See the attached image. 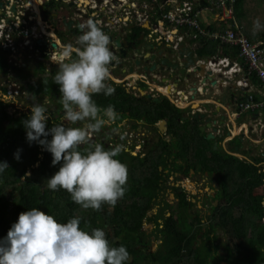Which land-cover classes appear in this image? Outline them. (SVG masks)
Masks as SVG:
<instances>
[{"label":"flooded vegetation","instance_id":"af4514ba","mask_svg":"<svg viewBox=\"0 0 264 264\" xmlns=\"http://www.w3.org/2000/svg\"><path fill=\"white\" fill-rule=\"evenodd\" d=\"M144 2L138 0L133 8L131 0H118L115 5L108 4L107 0H0V34L5 38L8 33L14 45L12 52L0 47L5 51L1 58L7 62L4 68H0V98L7 100L2 101L12 113L29 112L32 103H42L48 109L49 117L54 114L61 120L59 101L53 98L50 103L46 99L49 93L60 96L59 90L50 88L46 94L35 93L29 90V86H38L45 77H53L59 62L69 59L64 56L65 45L74 44L76 37L83 31L78 28V24L82 27L87 21L96 20L98 27L108 29L106 35L113 38L109 46L114 50V58L109 64L110 79L107 82L113 88H123L129 99L132 96L136 101L131 102L126 97L122 104L116 106L115 103L111 104L110 99H102V102L97 98L101 107L112 105L119 119L98 132H91L92 140L105 147L120 146L118 158L124 161L128 174L136 169L135 174L145 177V180L152 179L154 165L162 161L158 165L161 175L158 193L152 196V208L147 218L156 217V220L162 221L164 218L158 216L161 211L165 217H188V223H197L195 231L200 243L202 233L214 223L215 231L210 235H221L219 239L224 244L221 248L225 256L228 245H235L230 239L233 218L241 220V236L245 233L250 236L260 224L264 227V171L256 168L257 171L252 169L251 173L249 166L255 165L254 160H250L252 147L245 151L242 159L244 161L247 158L248 167L240 163L237 156L240 144L232 133L226 131L221 136L219 132L209 138L206 123L201 125L198 119L201 113L196 117L190 105L185 108L189 111L188 115L178 117L174 124L169 118H164L166 121L163 118L148 121L146 114L157 112L153 102L160 95L157 93L155 96L144 87L143 76L150 79V72L146 73L141 65L130 70L132 64L136 65L132 56L140 49L147 30L128 14L133 13L134 9L143 11ZM13 4L15 12L11 10ZM111 5L112 12L108 9ZM77 10H81V13H76ZM66 13L68 17L63 21ZM83 15L88 18L85 19ZM118 18L120 21H116ZM127 72H136V76L123 80L128 76ZM114 78H120L121 82ZM186 95V91L181 92L184 98ZM20 104L27 111L17 110ZM187 120L195 124L198 122L197 126H193L195 130L190 128ZM172 193L173 198H170ZM183 199L187 203L185 211L181 207ZM164 201L169 206L163 209ZM216 209L224 221L222 227L215 226L216 222L212 218ZM154 229L155 225L145 232L150 235ZM199 241H195V244ZM200 243L197 245L200 246ZM258 247L264 251V246Z\"/></svg>","mask_w":264,"mask_h":264},{"label":"clouds","instance_id":"9594fccd","mask_svg":"<svg viewBox=\"0 0 264 264\" xmlns=\"http://www.w3.org/2000/svg\"><path fill=\"white\" fill-rule=\"evenodd\" d=\"M82 28L75 43L65 45L64 56L69 59L59 62L52 77L59 86L61 120L68 123L46 128L48 109L42 103H32L30 115L22 123L26 139L49 151L53 165L62 161L45 186L66 190L82 208L99 210L102 204L114 205L124 195L127 168L117 158L120 146L105 148L90 135L114 124L119 115L112 105L101 107L93 98L115 91L107 82L114 58L109 37L91 20ZM261 30L264 24L254 19L252 33ZM14 156L19 159V150ZM8 167L6 161H0V174ZM79 225L78 217L59 222L39 207L28 208L0 238V264H126L129 252L125 245L110 244L102 228Z\"/></svg>","mask_w":264,"mask_h":264},{"label":"trees","instance_id":"16d2710c","mask_svg":"<svg viewBox=\"0 0 264 264\" xmlns=\"http://www.w3.org/2000/svg\"><path fill=\"white\" fill-rule=\"evenodd\" d=\"M143 1L150 3L152 0ZM160 3L164 4L163 8L159 9L155 6L150 10L154 20L169 11L164 0H158L154 5ZM244 3L245 0H235L234 15L236 17H240ZM181 27L186 33L194 37L192 41L198 43L197 50L200 55H213L220 50L224 51L225 48L231 49L234 56L238 54L239 48L231 47L229 43L206 39L201 34L195 37L196 32L189 26ZM208 30L214 31L216 26H209ZM4 53V49L0 48V68L7 65L5 58H1ZM252 78L256 79L255 76ZM50 88L59 90V86L53 82L52 77H45L38 86H29V90L43 94H46ZM114 89V93L110 96L99 93L94 94L93 98L97 104V98L102 102L105 99H110L111 104L115 103L118 106L125 101L128 95L119 86L114 87ZM129 101L135 102L136 99L130 96ZM153 104L156 106L157 112H147L146 118L149 122L168 117L171 123H176L177 116L174 113L178 109L169 100L157 104L153 102ZM164 104H166L167 109ZM29 115L30 111L10 112L7 104L0 100V161H6L9 165L4 173L0 174V238L7 235L9 228L17 220L20 212L31 207H39L46 213L52 214L59 222H66L69 218L78 217L81 228H102L110 244L126 246L129 252V259L126 264H138L142 258L146 259L145 264H264V251L258 247L264 246V227L262 224L250 236H247L246 233L241 236L239 234L242 230L241 220L233 218L234 225L233 229L230 230V239L235 245H228V250L224 256L218 253L224 244L216 235H210L215 231L214 223L206 232L202 233L200 236L201 243L198 246L194 244L197 223H188V217H180L179 219H175L172 215L165 217L164 212L161 211L158 216L164 220L158 221L156 217L147 218L148 211L152 208V196L158 193L159 178H161L158 165L162 164V161L154 165L155 173L150 180H145V177L141 178V175L135 174L136 169L130 174L132 178L127 172L124 195L114 205L102 204L99 210L82 208L70 199V194L64 189L55 191L48 189L45 186V180L58 170L62 161L53 165L51 163L52 155L49 151L36 141L29 142L26 139V129L22 121ZM59 122L63 123L59 117L57 118L52 114L46 121V128ZM47 138L51 139L50 133ZM18 150L19 159L14 156ZM121 162L124 163V161ZM241 164L248 167L243 162ZM29 168H33V171L29 175H25ZM249 168L251 173L252 169L257 171L255 167L249 166ZM260 182L261 180L259 184ZM181 204L185 211L187 208L186 200L183 199ZM212 218L216 222L215 226L222 227L224 221L220 217L218 209L214 211ZM146 222L155 225V229L150 235L161 237L162 243L155 251H150L152 236L145 232L147 229ZM237 242L239 243L236 244Z\"/></svg>","mask_w":264,"mask_h":264},{"label":"crops","instance_id":"0c3cea01","mask_svg":"<svg viewBox=\"0 0 264 264\" xmlns=\"http://www.w3.org/2000/svg\"><path fill=\"white\" fill-rule=\"evenodd\" d=\"M137 1L138 0H131V5L134 8ZM164 1H166V6L169 7V11H174L175 8H177L183 2L181 0ZM217 1L218 0H200L198 2L199 4L194 5L198 8L197 18L200 25L204 29L208 30L209 26H216V30L214 31H224L228 28H235L237 31L245 34L253 42H264V30L258 31L255 34L252 33L253 20L249 21L250 15L248 14L246 7L241 9L240 17H236L234 15V19H229L226 17L225 12H222L221 9H218L216 6ZM107 2L108 4L113 3L115 5L118 0H107ZM161 6H164V4L160 3L158 8ZM108 9L110 12H112V5ZM255 15L260 19L261 23L264 24V10H260ZM132 17L136 18L138 20L137 22H140L142 26L146 27L147 36L145 37L143 43H146V41H154V44L161 43L162 46H165L168 43L174 44L177 38L182 37L186 43L195 46V53L199 54L197 50L198 43L196 41H192L194 40V37L186 33L181 26H176L162 17L156 18L155 21L152 18L150 9L145 11L143 10L141 12L137 11L136 15ZM117 20L120 21V18L116 19V21ZM203 36L206 39L216 40L205 35ZM230 46L237 47L236 45L232 44H230ZM202 56L203 59H207V68L210 65H213V58H217L219 60L227 59L235 68L233 73L230 74L225 81L220 82L219 93L216 97L204 95L192 98L191 95L193 92L190 90V87H188L185 89L187 92L186 96H188V99H186V97L184 98V96H181L180 90L182 87H179L178 89L180 90L178 91L173 87L172 83H161L163 77L161 78L156 73H151L149 75L150 79H147L145 77L146 75L143 76V81H145V89L152 92L155 96H157V93H159L158 95L160 96L159 98H156V101H154L155 104L163 103V101L169 100L174 106H176L178 111L174 114H176L177 118L182 117V115H188L189 111L188 109H185L188 105H190L189 108H191V112L193 114L196 113L197 116L199 113H201L200 116L204 114L203 117L201 116L198 119H200L201 125L206 123V129H209L208 133H210L208 135L209 138L215 137L216 133L219 132H221V136L226 131L232 133L233 136L238 139V144H240V147H243V150H239V153L237 154L241 160L240 163L243 162L247 165V158L244 161L242 159L245 157V151L250 150L252 147V159L250 160H254L255 165L250 167H255L257 169L259 168L260 170L264 171V108L259 110L241 111L237 107V102L241 100L243 101L245 98L248 99L249 94L255 96L256 99H264V83L258 79L254 80L251 77L247 80V70L245 69L246 62L241 56H239V50L238 54L235 56L232 54L231 49L227 50L226 48L224 51L220 50L216 54ZM127 74L128 76L123 80L131 78L132 76H136V72H127ZM155 76H157V78L154 79ZM114 80L121 82L120 78H114ZM237 80L243 81L244 84H237ZM129 82L132 83L133 80L130 79ZM199 88L201 90L202 87ZM164 106L166 108V104H164ZM165 118L168 119V117ZM208 118L210 119L208 120ZM163 120L166 121L164 118ZM187 121H189L187 123L189 124L190 128H193L194 125H198V122L195 124V122L192 123L193 121L191 120ZM193 129L195 130V128ZM170 198H173V193L171 194ZM168 206V203L164 201L163 208ZM147 223L149 222H146L145 225H147ZM149 224H151L152 228L153 224ZM155 238L160 239V246L162 243L161 237H152V239ZM195 241H199V238L194 240V244ZM198 243H200V241L197 242L196 245ZM221 250L222 248L219 249V255H224ZM145 263L146 259L142 258L138 264Z\"/></svg>","mask_w":264,"mask_h":264},{"label":"water","instance_id":"95a60500","mask_svg":"<svg viewBox=\"0 0 264 264\" xmlns=\"http://www.w3.org/2000/svg\"><path fill=\"white\" fill-rule=\"evenodd\" d=\"M102 1V0H99ZM15 5L13 4L11 10L15 12ZM76 13H81V10H77ZM68 14L64 15V20ZM85 19L87 15H83ZM98 26L96 20L93 21ZM78 28L84 30L79 24ZM105 34L108 29L100 28ZM39 31V30H37ZM109 37V43L113 41L112 36ZM118 43V40H116ZM177 41V40H176ZM154 41L142 43L140 49L132 56L136 65L132 64L130 70H133L135 66H140L147 73H156L162 78L161 83H172L173 87L178 90L179 87H190L192 98L197 96H204L211 93L216 97L219 93V84L225 81L229 77L226 70H229L232 64L224 66L219 62V59L213 58V65L207 68V59H203V56L195 53V46L189 45L184 39L178 40L177 45L168 43L165 46L160 44H154ZM110 50L114 54V50L109 46ZM60 57L61 54L58 53ZM138 57V60H137ZM137 60V61H136ZM140 61V63H138ZM157 76L154 77V79ZM159 81V80H158ZM191 85V86H190ZM199 87H202L201 90ZM179 91V90H178ZM247 100V98H245ZM207 111V110H206ZM208 112V111H207ZM196 117L197 114L195 115ZM202 117L204 114L201 115ZM210 118H208L209 120ZM164 122V121H163ZM33 171V168H29L25 175H29Z\"/></svg>","mask_w":264,"mask_h":264},{"label":"built area","instance_id":"2783aa9c","mask_svg":"<svg viewBox=\"0 0 264 264\" xmlns=\"http://www.w3.org/2000/svg\"><path fill=\"white\" fill-rule=\"evenodd\" d=\"M199 1L200 0L183 1L174 11L163 13L162 18L176 26H189L190 29L196 32L194 35L195 37L196 35L201 34L221 42L236 45L239 48V56H241L246 62L245 69L247 70V80L250 77L252 78V76H255L256 79L264 83V42H253L245 34L237 31L235 28H228L224 31H210L204 29L197 18L198 8L197 6H194L195 4H199ZM157 2L158 0H152L150 3L144 2V10H152L155 6L158 8L159 4L154 5ZM234 2L235 0H218L216 6L218 9H221L222 12H225L227 18L234 19ZM161 8L162 6L159 9ZM136 13L137 11L134 9L133 13L128 14L135 16ZM19 34H21V31ZM181 39L182 37H179L177 38V41ZM176 42L175 45H177ZM24 43H27V41ZM0 47L4 49L8 48L10 52L14 50L13 39L8 33L5 38L0 34ZM219 62L224 66L230 65V62L227 59H221ZM234 69L235 68L232 65L229 70L225 71V73L230 75L233 73ZM237 84L242 85L244 82L237 80ZM185 97L188 99V96ZM237 107L241 111L259 110L264 108V99H256L255 96L249 94L247 101L241 100L237 102Z\"/></svg>","mask_w":264,"mask_h":264},{"label":"rangeland","instance_id":"374dc122","mask_svg":"<svg viewBox=\"0 0 264 264\" xmlns=\"http://www.w3.org/2000/svg\"><path fill=\"white\" fill-rule=\"evenodd\" d=\"M244 7H246L247 8V11H248V14L250 15H248L249 16V21H251V20H254V19H256L257 17H256V15L255 14H257V12H259L260 10L262 11V10H264V0H245V3H244ZM23 64H25V63H23ZM208 95H211V93H209ZM212 96V95H211ZM58 97L59 96H54V94H52V93H49V94H47V97H46V99L50 102V103H52L53 102V98L54 99H56V100H58ZM25 105V104H24ZM18 107H20V108H17V110H23V111H27V109H26V107L25 106H23V105H18ZM17 110H14V111H17ZM240 150H243V147H240ZM188 219V218H187ZM149 227H151V224H149V223H147V225H146V228L148 229ZM187 227V226H186ZM220 235V234H219ZM220 237H221V235H220ZM220 237H218V238H220ZM196 238H197V236H196ZM223 239L224 240H226V238H224L223 237ZM151 247H150V251H154V250H156V249H158L160 246H159V244H160V239H158V238H155V239H151ZM159 246V247H158ZM154 247V248H153ZM158 247V248H157ZM223 250H221V252H222Z\"/></svg>","mask_w":264,"mask_h":264}]
</instances>
